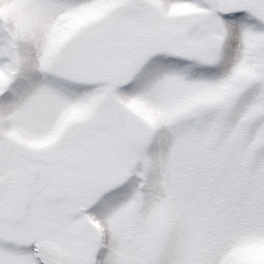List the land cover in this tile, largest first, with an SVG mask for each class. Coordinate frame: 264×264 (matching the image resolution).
<instances>
[{
	"label": "snow or ice",
	"instance_id": "snow-or-ice-1",
	"mask_svg": "<svg viewBox=\"0 0 264 264\" xmlns=\"http://www.w3.org/2000/svg\"><path fill=\"white\" fill-rule=\"evenodd\" d=\"M0 264H264V0H0Z\"/></svg>",
	"mask_w": 264,
	"mask_h": 264
}]
</instances>
